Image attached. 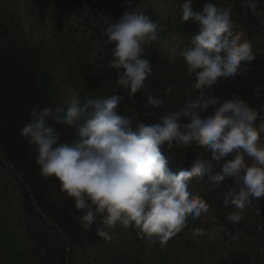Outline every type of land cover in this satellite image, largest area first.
Listing matches in <instances>:
<instances>
[{
    "label": "clouds",
    "instance_id": "1",
    "mask_svg": "<svg viewBox=\"0 0 264 264\" xmlns=\"http://www.w3.org/2000/svg\"><path fill=\"white\" fill-rule=\"evenodd\" d=\"M192 5L193 0L181 4V21L196 25L186 44L182 38L163 40L151 16L128 8L104 30L112 45L108 63L115 84L130 98L145 93V108L161 110L155 122L134 124L121 114L123 95L88 96L81 103L80 94L72 92L63 106L29 109L30 120L20 130L35 149L41 176L58 182L81 213L82 229L95 226L105 241L120 228L166 244L212 207L193 181L203 182L208 191L224 189L221 206L233 209L225 216L233 225L244 220L252 201L264 199V104L254 108L236 92L229 98L213 94L219 81H234L250 70L252 45L243 31L233 30L234 10L225 6L230 0L224 5L206 0L199 11ZM244 5L251 12L257 9L256 0H244ZM157 44L172 61H182L192 77L187 98L176 110L148 93L153 68L146 49ZM172 91L171 85L164 88V94ZM252 93L259 100L264 87L258 84ZM57 125L72 129L73 138L63 140ZM173 148L199 151L187 168L173 171L167 155ZM203 235V228L193 229L194 237Z\"/></svg>",
    "mask_w": 264,
    "mask_h": 264
},
{
    "label": "trees",
    "instance_id": "2",
    "mask_svg": "<svg viewBox=\"0 0 264 264\" xmlns=\"http://www.w3.org/2000/svg\"><path fill=\"white\" fill-rule=\"evenodd\" d=\"M48 5L55 28L52 52L34 43L17 14L0 5V264H264V199L254 200L244 210L240 224L229 223L232 211L221 206L219 191H208L203 182L193 181L195 189L212 205L209 213L188 225L166 244L138 238L133 230L117 228L111 240L82 229L72 201L60 192L54 178L41 176L35 164V149L20 136L30 120L29 109L39 106H63L61 85L69 82L81 103L88 96L123 95L118 111L145 123L155 122L160 109L145 108V93L127 96L116 84L109 67L112 45H105L90 59L85 42L66 37L74 32L71 17L84 9L110 7L118 16L129 5L124 0H37ZM183 0H171L170 12L158 23L160 36L172 33L186 44L196 29L181 21ZM206 0H193L199 11ZM224 5L225 0H213ZM257 9L249 11L244 0H230L234 10V31H243L253 48L255 60L249 71L234 81L221 80L213 94L229 98L233 92L243 96L252 107L264 104L252 93L256 85L264 87V0H256ZM61 31V32H60ZM153 76L148 93L164 99L168 109L176 110L187 98L192 77L180 60L172 61L160 48L146 49ZM171 85L172 93L164 94ZM152 113L150 118L143 113ZM61 138L70 141L73 131L57 125ZM264 143V135L261 137ZM199 150L173 148L167 153L173 171L187 168ZM233 185L232 181L227 182ZM99 223V221H97ZM201 227L204 235L194 237Z\"/></svg>",
    "mask_w": 264,
    "mask_h": 264
},
{
    "label": "rangeland",
    "instance_id": "3",
    "mask_svg": "<svg viewBox=\"0 0 264 264\" xmlns=\"http://www.w3.org/2000/svg\"><path fill=\"white\" fill-rule=\"evenodd\" d=\"M127 2V0H124ZM171 0H131L129 10L145 12L157 23L169 14ZM0 5L8 10H13L21 21V25L34 43H39L49 52H52V43L56 41L57 29L49 14L46 4H40L37 0H0ZM118 16L110 7H102L92 11L84 9L75 13L69 23L74 32L66 31V37L74 36L76 41L85 42V49L90 59H95L106 43L104 30L108 24L115 21ZM61 32V31H60ZM163 40L179 42L180 37L168 32ZM160 48L165 51L161 45ZM69 82L61 85L62 103L72 93Z\"/></svg>",
    "mask_w": 264,
    "mask_h": 264
}]
</instances>
